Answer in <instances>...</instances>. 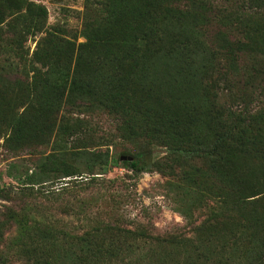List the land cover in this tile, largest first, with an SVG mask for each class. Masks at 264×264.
Returning a JSON list of instances; mask_svg holds the SVG:
<instances>
[{
    "label": "trees",
    "instance_id": "1",
    "mask_svg": "<svg viewBox=\"0 0 264 264\" xmlns=\"http://www.w3.org/2000/svg\"><path fill=\"white\" fill-rule=\"evenodd\" d=\"M48 16L35 1L0 0V38L10 34L14 56L33 73L11 80L0 71V138L55 143L33 170L9 173L23 182L20 195L0 183V201L10 203L0 204V264H10L4 241L13 227L30 264H264V0L227 8L87 0L83 42ZM30 37H38L31 55ZM84 110L112 116L136 147L132 157L96 149L101 136L84 124ZM120 165L135 177L157 171L194 197L179 210L194 233L154 236L122 216L70 234L31 215L26 198H61L48 184ZM211 202L194 226V211Z\"/></svg>",
    "mask_w": 264,
    "mask_h": 264
},
{
    "label": "rangeland",
    "instance_id": "2",
    "mask_svg": "<svg viewBox=\"0 0 264 264\" xmlns=\"http://www.w3.org/2000/svg\"><path fill=\"white\" fill-rule=\"evenodd\" d=\"M32 1L48 8V25L61 28L73 39L77 37L78 42L85 40L81 36V31L87 0ZM216 3L221 8H227L235 6L237 0H216ZM37 39L38 37L36 39L30 37L26 41L25 54L26 51H29L30 55L33 53ZM9 40L10 34L4 35L2 40L0 38V71L8 72L11 80L15 77L30 78L33 73L14 56L9 47ZM262 86V98H264V83ZM256 104L258 103H254ZM80 117L85 120V125L101 136L102 145L97 146L96 149H109L110 153H114L117 157H132L136 147L131 141H125L126 139L119 137L116 122L112 116L100 110H84L80 113ZM110 136H113L114 143H110L109 146L107 143ZM54 151L53 139L43 146L16 147L15 144L7 142L5 137L0 138V183L9 186L14 195H20L24 189L23 182L12 178L9 173L13 172L17 176L24 175L27 169L33 170L43 156ZM156 154L160 155L161 152L156 151ZM97 176L100 177L93 178V175L83 173L82 176L65 178L48 184L51 185L49 187L52 191H60L61 198L57 200L52 198L53 202L47 199L26 198L31 215L52 221L61 231L70 234H81L102 221L116 220L122 216L132 224L135 221L146 224V228L154 236H161L165 232L177 229L185 230L186 235L194 233V230H191L193 226L191 227L187 222L190 220L179 212L180 208L191 203L194 197L185 195L184 190L178 191L171 187L170 184L173 181L171 178L164 177L157 171L142 173L139 177H135L123 165L111 167L108 174ZM18 203L22 204V202ZM0 204L9 205L10 203L0 201ZM34 205L39 208L34 209ZM213 208L214 204L211 202L194 211L196 212L194 226L205 221ZM129 226L132 227V225ZM16 235V227L6 232L4 244L8 245L7 259L10 264H30V260L24 255L21 247L13 244L12 239ZM141 244L144 245L143 242ZM156 259L146 257L145 262L152 264Z\"/></svg>",
    "mask_w": 264,
    "mask_h": 264
},
{
    "label": "water",
    "instance_id": "3",
    "mask_svg": "<svg viewBox=\"0 0 264 264\" xmlns=\"http://www.w3.org/2000/svg\"><path fill=\"white\" fill-rule=\"evenodd\" d=\"M123 158H126V157H123Z\"/></svg>",
    "mask_w": 264,
    "mask_h": 264
}]
</instances>
